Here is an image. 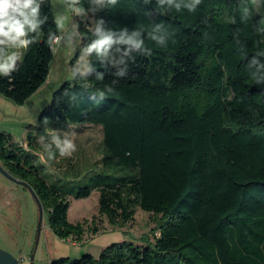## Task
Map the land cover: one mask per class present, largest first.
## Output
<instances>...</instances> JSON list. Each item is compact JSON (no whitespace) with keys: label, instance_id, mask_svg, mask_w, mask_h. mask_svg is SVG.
Here are the masks:
<instances>
[{"label":"trees","instance_id":"trees-1","mask_svg":"<svg viewBox=\"0 0 264 264\" xmlns=\"http://www.w3.org/2000/svg\"><path fill=\"white\" fill-rule=\"evenodd\" d=\"M176 2L179 11L159 0H80L94 13L93 31L99 26L117 38L140 31L144 40L141 49L114 44L107 58L91 52L86 71L73 64V80L40 112L42 121L102 126L103 156L84 185L47 182L30 147L0 133L2 166L31 185L59 238L83 236L87 221L68 220L67 197L93 190L110 225L130 222L138 207L156 223L152 240L114 242L98 256L50 264H264V0L248 21L240 0H200L193 12L183 7L191 0ZM43 14L39 43L11 80L0 77V93L17 104L49 74L47 33L58 32L51 0ZM79 30L86 49L97 37L84 24ZM91 222L98 232L95 217Z\"/></svg>","mask_w":264,"mask_h":264},{"label":"rangeland","instance_id":"rangeland-1","mask_svg":"<svg viewBox=\"0 0 264 264\" xmlns=\"http://www.w3.org/2000/svg\"><path fill=\"white\" fill-rule=\"evenodd\" d=\"M55 19L58 15L65 17L63 27L67 29L62 35L60 45L56 46L50 63L48 77L23 104L0 93V133L9 134L15 144L31 149L43 166V175L49 183L63 184L68 187L84 185L86 179L98 171L99 160L103 156L101 125L89 123H53L39 120V115L50 102L53 92L65 81H72V65L79 72L89 69V55H85L82 33L79 26L84 24L94 27V13L86 10L83 16H76L62 4L61 0H51ZM73 24L78 27L73 28ZM71 43L74 48L66 47ZM74 59V63H71ZM67 134L73 139L77 151L71 157H60L47 164L40 161L43 149L37 143L39 136L46 137ZM73 134H75L73 136ZM29 143V144H28ZM29 146V147H28ZM1 164V162H0ZM2 165V164H1ZM4 168V167H3ZM5 169V168H4ZM6 170V169H5ZM69 201L68 220L72 223L87 221L81 238H59L49 228L47 214L41 212L32 191L25 185L14 182L0 170V248L21 260L22 264H50L59 257L78 258L89 253L98 256L103 248L114 242L131 240L137 243L152 240L156 223L152 215L136 209L134 219L130 222L113 226L98 212L99 192L93 190L87 197H67ZM98 232H92V219Z\"/></svg>","mask_w":264,"mask_h":264},{"label":"clouds","instance_id":"clouds-1","mask_svg":"<svg viewBox=\"0 0 264 264\" xmlns=\"http://www.w3.org/2000/svg\"><path fill=\"white\" fill-rule=\"evenodd\" d=\"M61 2L66 7V10L76 16L86 14V9L81 6L80 0H61ZM96 2L102 3V0H96ZM44 3L45 0H0V77H7L11 80L12 73L19 70V66L31 46L39 43V36L42 34L43 25L48 21V16L46 14L42 15V5ZM110 3L115 4L116 0H110ZM159 3H167L169 6H174L177 11L181 9V3H177L176 0H159ZM199 3L200 0H191L190 3L184 4L183 7L187 8L189 12H193ZM254 9H260L259 0H240L238 10L241 13V20H250L253 17ZM64 19L63 15H58L54 21L58 32L49 30L47 33L46 44L53 53L56 51V46L61 44L63 39L62 34L67 31L63 27ZM258 23L264 25V15L260 16ZM72 27H78V24H73ZM90 31L93 30L90 28ZM93 34L97 39L84 49L85 55L95 51L98 57L107 58L109 56V49L114 44L128 45L129 50L141 49L144 46V40L141 38L140 31H133L129 34L125 30L117 38L114 32L103 31L97 26ZM149 37L160 42L159 38L152 33L149 34ZM65 46L74 48L70 42ZM123 55H128V52L125 51ZM123 62V58L119 61H113V63ZM252 63L257 64L258 62L253 59ZM260 67L264 68V65ZM124 74L123 70L117 73L119 76H123ZM74 75L75 72L71 73L70 77L72 78ZM97 78L103 79V75L99 74ZM254 79L257 83L261 82L258 77H254ZM113 91L111 86L106 88L107 93H113ZM106 92L99 91L98 94L103 98L106 96ZM37 143L43 149V153L47 154V159L45 155L40 156V161L45 164L55 159V153L57 152L60 157H71L77 151L74 140L68 138L67 134L64 135L63 139L59 134L51 135L50 140L47 142L46 137L39 136Z\"/></svg>","mask_w":264,"mask_h":264},{"label":"water","instance_id":"water-1","mask_svg":"<svg viewBox=\"0 0 264 264\" xmlns=\"http://www.w3.org/2000/svg\"><path fill=\"white\" fill-rule=\"evenodd\" d=\"M0 170L5 174L7 175L9 178H11L12 180H15V178L7 171L3 168V166L0 164ZM17 183H22L24 185H26L31 191L32 193L34 194L35 198H36V201L39 205V208H40V214H41V217H42V213L44 212L43 210V207H42V204H41V201L40 199L38 198L37 194L35 193V191L32 189V187L26 183V182H23V181H17ZM0 264H22L21 263V260L16 258L15 256H13L11 253H9L8 251L0 248Z\"/></svg>","mask_w":264,"mask_h":264},{"label":"flooded vegetation","instance_id":"flooded-vegetation-1","mask_svg":"<svg viewBox=\"0 0 264 264\" xmlns=\"http://www.w3.org/2000/svg\"><path fill=\"white\" fill-rule=\"evenodd\" d=\"M13 176V175H12ZM14 178H15V180H13L14 182H17V181H23V182H26V181H24V180H22V179H19V178H16L15 176H13ZM27 183V182H26ZM20 184H22V183H20ZM29 184V183H28ZM22 185H24V184H22ZM30 185V184H29ZM26 186V185H25ZM31 186V185H30ZM33 189V188H32Z\"/></svg>","mask_w":264,"mask_h":264}]
</instances>
